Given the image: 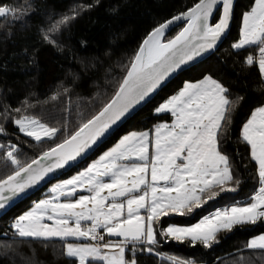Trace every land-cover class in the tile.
Wrapping results in <instances>:
<instances>
[{
  "label": "snow or ice",
  "instance_id": "1",
  "mask_svg": "<svg viewBox=\"0 0 264 264\" xmlns=\"http://www.w3.org/2000/svg\"><path fill=\"white\" fill-rule=\"evenodd\" d=\"M233 7L234 0H199L188 11L156 27L133 57L113 99L75 133L45 151L39 159L24 164L14 154L19 151L15 144H0V150L6 149L7 158L15 166L11 175L0 179V210L49 173L63 168L69 161H75L181 65L202 52L214 49L229 28ZM16 12L15 8L0 6V18L9 15L15 18ZM216 12H219V19L212 23ZM74 18L64 17L49 31H59L61 26ZM181 20L186 22L183 30L167 43H159L165 30ZM241 37L233 47L239 50L254 46L257 49V54L248 55L245 63L257 66L264 82V0H255L251 11L244 13ZM44 39L55 43L48 35ZM228 93L229 89L211 76L195 83H185L177 95L156 109L158 114L170 113L175 121L171 126H157L153 144L155 154L151 158L148 132H133L125 136L116 147L100 157L99 163L57 184L52 189L51 199L39 202L31 211L20 215L11 225L15 234L22 239H60L64 241L65 255L77 264H92L93 261L136 264L134 258L126 259V252L131 250L133 255L136 251L152 254L160 243L158 237L180 242L187 239L208 248L212 246L211 242L216 241L217 232L231 230L236 224H255L258 219H264L262 106L252 112L241 132V139L250 146L251 158L258 166L260 187L251 197L252 203L217 210L193 226H158L162 216L190 214L218 195L215 189L232 191L234 189L227 188L226 182L238 183L231 173L228 156L218 150L219 138L230 122V113L235 106ZM14 123L20 132L37 142L44 137L54 140L59 131L35 117L22 116ZM161 129H167L163 142ZM6 134L0 125V135ZM157 163L161 164L160 168ZM149 164L151 182L146 179ZM160 181L165 183L161 185ZM78 190L91 195L77 197ZM205 193L210 195L205 197ZM61 197L75 199L60 202ZM125 206L127 215L121 219ZM45 221H52V224ZM82 221L90 223L85 225ZM105 234L120 239L105 240ZM69 238L77 241L99 238L103 244L71 243ZM247 247L264 250V235L250 240ZM109 252L112 254L109 255Z\"/></svg>",
  "mask_w": 264,
  "mask_h": 264
},
{
  "label": "trees",
  "instance_id": "2",
  "mask_svg": "<svg viewBox=\"0 0 264 264\" xmlns=\"http://www.w3.org/2000/svg\"><path fill=\"white\" fill-rule=\"evenodd\" d=\"M198 2L0 0V6L17 9L15 18L11 15L0 18V125L7 133L0 135V144H15L19 151L14 154L26 164L70 137L113 99L147 35ZM254 4L255 0H238L231 32L215 54L177 76L90 159L0 219V264H77L65 255L64 241L22 239L11 225L37 201L50 197L49 189L54 183L86 170L123 136L172 123L170 113L158 114L156 109L177 95L185 83L198 82L205 76H211L229 89L228 97L235 104L230 122L219 138L218 150L228 156L231 173L238 183L226 182V187L234 190L217 188L214 191L218 195L202 207L183 216L170 213L159 221L158 226H193L217 210L252 203L251 197L260 187L258 166L251 158L250 146L242 141L241 132L252 112L264 106V82L258 67L245 63L246 57L255 55L257 49L246 46L237 50L233 45L241 38L244 13L250 12ZM71 16L75 18L61 26L59 31H49L58 21ZM218 19L219 12L214 23ZM182 28L172 30L165 41L176 36ZM45 35L55 43L46 41ZM22 116L35 117L49 127L59 129L56 138L37 142L24 135L14 123ZM14 171L15 166L7 158L6 149L0 150V179ZM208 195L210 193H205V197ZM263 233L264 219H259L255 224H239L231 230L219 231L216 241L208 248L187 239L180 242L158 237L160 243L156 253L135 252L133 255L129 250L127 258H134L136 264H174L159 255L172 256L174 260L188 264H264V250H249L247 247L251 238ZM92 264L103 263L93 261Z\"/></svg>",
  "mask_w": 264,
  "mask_h": 264
},
{
  "label": "water",
  "instance_id": "3",
  "mask_svg": "<svg viewBox=\"0 0 264 264\" xmlns=\"http://www.w3.org/2000/svg\"><path fill=\"white\" fill-rule=\"evenodd\" d=\"M238 0H234V7H233V14L232 18L230 20L229 28L226 32V34L220 39V41L217 42V45L214 49L208 50L206 52H202L199 56L194 57L191 61H188L186 64L181 65L179 69L172 72L164 81L161 82L160 86L153 92H151L143 101H141L139 104L133 106L124 116H122L115 124H113L110 129L100 138H98L97 142L93 144L91 147L87 148L84 152L81 153L80 156L76 158L75 161H69L63 168L57 169L54 172L49 173L42 181H40L38 184L33 186L31 189L25 190L23 194L18 195L15 197L12 201L9 202L8 206L0 210V219L4 217L7 213H9L14 207H16L21 202L25 201L26 199L32 197L36 193L42 191L49 185H51L53 182L61 179L65 174L71 172L74 168L81 165L83 162L90 159L94 154H96L101 147H103L130 119H132L137 113H139L147 104L152 102L157 95L168 85L170 84L177 76H179L181 73L189 70L190 68L202 63L203 61L209 59L213 54H215L218 49L223 45V43L228 38L234 21V14L236 10V4ZM191 9V8H190ZM189 10V9H188ZM186 10V11H188ZM185 11V12H186ZM184 13V12H183ZM215 13L214 17L212 18V23H214V19L216 17ZM175 17V16H174ZM172 19V18H171ZM169 19V20H171ZM168 21V20H167ZM183 28L186 26V22L181 20L179 22L173 23L167 30H165L163 34V41L164 43H167L168 41L174 39L181 31L172 39L165 41V39L169 36L172 30H174L177 27ZM153 30L150 32L152 33ZM149 33V34H150ZM147 35V37L149 36ZM146 37V38H147ZM145 38V39H146ZM143 44V43H142ZM141 44V45H142ZM141 47V46H140ZM140 49V48H139ZM87 131V130H85ZM82 135H84L82 133ZM42 156V155H41ZM40 156V157H41ZM38 157L37 159H39ZM47 163V162H46ZM33 167H36V165H33Z\"/></svg>",
  "mask_w": 264,
  "mask_h": 264
},
{
  "label": "rangeland",
  "instance_id": "4",
  "mask_svg": "<svg viewBox=\"0 0 264 264\" xmlns=\"http://www.w3.org/2000/svg\"><path fill=\"white\" fill-rule=\"evenodd\" d=\"M175 37V36H174ZM173 37V38H174ZM241 40V39H240ZM239 40V41H240ZM164 104V103H163ZM27 123V122H26ZM166 132L167 131H163L162 132V140H163V135L164 134H166ZM154 136H155V134H154ZM29 137V136H28ZM30 138H32V137H30ZM124 138V137H123ZM123 138H120L119 139V142L123 139ZM150 138V137H149ZM33 139V138H32ZM42 140H49V139H47L46 137H44ZM154 141H155V139H150V143H149V157H150V151H153V148H151L150 149V147L151 146H153V144H154ZM119 142H118V144H119ZM114 148V147H113ZM108 151H106V152H104L103 154H101L100 156H103L105 153H107ZM151 158V157H150ZM95 161V160H94ZM93 162V161H92ZM91 162V163H92ZM129 161H127V162H125V161H121L120 163H128ZM90 163V164H91ZM89 164V165H90ZM157 167L158 168H160L161 167V164L160 163H157ZM100 170L101 171H103L104 169H103V167L101 166V168H100ZM85 170H83V171H81V172H84ZM80 172V173H81ZM80 173H76L75 175H73L72 177H70V178H68V179H65V180H61V181H58V182H56V183H54L52 186H51V188H50V190H52L57 184H62L63 182H65V181H67V180H69V179H72L73 177H76V176H78ZM129 180L131 179V177H129L128 178ZM146 179L149 181V182H151V164H149V169H148V174H147V176H146ZM161 185L162 184H164L165 182L164 181H160L159 182ZM79 195H91L90 193H88V192H85V191H80V190H78V192H77V197L79 196ZM173 195H174V193H173ZM63 198H66V197H61V201L60 202H66V201H68L70 198H72V199H75V197H69V199L68 200H66V201H62V199ZM150 198V197H149ZM36 204H38V203H36ZM35 204V205H36ZM35 205L33 206V208L35 207ZM32 208V209H33ZM32 209H30V210H28L27 212H29V211H31ZM27 212H25V213H27ZM24 213V214H25ZM144 213V210L143 209H141V214H143ZM126 215H127V206H125V209H124V212H123V215H122V217H121V219H123L124 217H126ZM164 216H162L161 218H160V220L163 218ZM159 220V221H160ZM259 220V219H258ZM46 223H49V224H52V221H45ZM88 223H90V222H83L82 221V224H88ZM159 223V222H158ZM236 225H239V224H236ZM236 225H233V227L234 226H236ZM184 227H188V226H184ZM232 227V228H233ZM102 231V230H101ZM217 233H219V232H217ZM216 233V234H217ZM261 235H264V233L263 234H261ZM261 235H258V236H255V237H253V238H256V237H259V236H261ZM107 238H113V237H108L106 234H105V240H107ZM115 238H118V237H115ZM253 238H251L250 240H252ZM53 239H57V238H53ZM118 239H120V238H118ZM57 240H60V239H57ZM249 240V241H250ZM71 241H75V242H71ZM68 242H71V243H80V244H89V243H91V244H103V241H97V240H94V241H91V240H74V239H72V238H69V241ZM157 248V247H156ZM249 249V248H248ZM249 250H254V249H249ZM255 250H259V249H255ZM136 253L138 254V253H147V252H144V251H136ZM154 253H156V252H154ZM112 253L111 252H109V255H111ZM162 259H164V260H166V261H169V262H176L177 260H174L175 258H173L172 256H168V255H159ZM126 259H128L127 258V252H126ZM96 262H100V261H96ZM136 262V261H135ZM103 263V262H102ZM180 264H188V263H184V262H180Z\"/></svg>",
  "mask_w": 264,
  "mask_h": 264
},
{
  "label": "crops",
  "instance_id": "5",
  "mask_svg": "<svg viewBox=\"0 0 264 264\" xmlns=\"http://www.w3.org/2000/svg\"><path fill=\"white\" fill-rule=\"evenodd\" d=\"M242 27H243V17H242V21H241V31H242ZM241 38H242V37H241ZM241 38H240V39H241ZM194 83H195V82H194ZM169 99H170V98H169ZM169 99H168V100H169ZM168 100H166L165 102H167ZM165 102H163V103H165ZM163 103H162V104H163ZM162 104H161V105H162ZM161 105H160V106H161ZM160 106H159V107H160ZM174 121H175V117L173 116V122L170 123V124H167V125L171 126V125L174 123ZM160 125H161V124H160ZM158 126H159V125H158ZM156 128H157V126H156L153 130H151V131H146V132L149 133V137H150V139H152V138L155 139L154 134H155V130H156ZM163 131H167V129H161V140H162V132H163ZM129 135H130V134L125 135V136H129ZM125 136H123V137H125ZM123 137H122V138H123ZM118 142H119V141H118ZM118 142H117V144H118ZM162 142H163V140H162ZM117 144H116V145H117ZM116 145H115L114 147H116ZM151 148H153V151H150V157H151L152 155L155 154V149H154V147L151 146L150 149H151ZM111 149H113V147H112ZM111 149H109L108 152H109ZM151 150H152V149H151ZM100 157H101V156H99L95 161H93L88 167H90V166H91L92 164H94V163H99V162H100ZM120 162H121V161H120ZM125 162H127V161H125ZM132 162H134V163H140V161H132ZM49 191L51 192V196H50V197L44 198V199H42V200H39V201H37L36 203H39V202H41V201H43V200L51 199L52 196H53V193H52V190L49 189ZM68 198H69V197L63 198L62 201H66ZM36 203H35V204H36ZM35 204H34V205H35ZM34 205H33V206H34ZM32 208H33V207H32ZM32 208H31V209H32ZM113 238H115V237H113ZM116 239H118V238H116ZM74 242H75V241H74Z\"/></svg>",
  "mask_w": 264,
  "mask_h": 264
},
{
  "label": "bare ground",
  "instance_id": "6",
  "mask_svg": "<svg viewBox=\"0 0 264 264\" xmlns=\"http://www.w3.org/2000/svg\"><path fill=\"white\" fill-rule=\"evenodd\" d=\"M159 43H161V44L164 43V41H163V35L160 37V39H159Z\"/></svg>",
  "mask_w": 264,
  "mask_h": 264
},
{
  "label": "built area",
  "instance_id": "7",
  "mask_svg": "<svg viewBox=\"0 0 264 264\" xmlns=\"http://www.w3.org/2000/svg\"><path fill=\"white\" fill-rule=\"evenodd\" d=\"M256 54H257V53H256ZM256 54H255V55H256ZM96 240H97V241H100L99 238H97Z\"/></svg>",
  "mask_w": 264,
  "mask_h": 264
}]
</instances>
